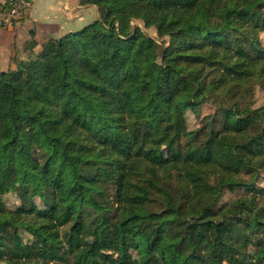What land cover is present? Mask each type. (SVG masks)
I'll return each mask as SVG.
<instances>
[{
  "label": "trees",
  "instance_id": "1",
  "mask_svg": "<svg viewBox=\"0 0 264 264\" xmlns=\"http://www.w3.org/2000/svg\"><path fill=\"white\" fill-rule=\"evenodd\" d=\"M80 5L0 72V264H264V0Z\"/></svg>",
  "mask_w": 264,
  "mask_h": 264
},
{
  "label": "crops",
  "instance_id": "2",
  "mask_svg": "<svg viewBox=\"0 0 264 264\" xmlns=\"http://www.w3.org/2000/svg\"><path fill=\"white\" fill-rule=\"evenodd\" d=\"M28 1L24 20L11 30H0V72L15 70L18 62L29 60L46 44L98 18L97 9L81 6L80 0Z\"/></svg>",
  "mask_w": 264,
  "mask_h": 264
},
{
  "label": "rangeland",
  "instance_id": "3",
  "mask_svg": "<svg viewBox=\"0 0 264 264\" xmlns=\"http://www.w3.org/2000/svg\"><path fill=\"white\" fill-rule=\"evenodd\" d=\"M138 25L143 29V26L141 23H138ZM13 27L14 26H12L11 28H0V30H11ZM143 31L149 37H151L153 39H157V36H156L154 29H152V28L143 29ZM259 38H260L261 44L264 45V32L259 34ZM13 71H8V72H13ZM252 91H253V95H254V97L252 98L253 102H254V107H259V106L264 105V92L260 89V87L254 86L252 88ZM214 112H215V109L211 104H203L195 112L187 111L186 121H187L188 129L189 130L198 129L199 126L201 125V121L203 120V118L206 116H211ZM156 156H157L156 157L157 159L165 158L166 157L165 150L158 152V154ZM261 173H262L261 176L264 178V167L262 168ZM170 176H171V179L169 180V182H171L170 185L176 186V184H178L179 176L174 172H172V174H170ZM232 196L233 195L229 194V193L225 194L224 200H227V199L231 198ZM35 201H36L37 205L42 209L43 207H42L41 202H39L38 200H35ZM4 203L8 208H14L15 206H17L19 204L18 199L15 197L14 194H7L6 196H4ZM92 245H93V241L91 239H87L84 243V250L89 251L91 249ZM131 255H132L133 263L139 264L138 254L135 252H132ZM249 255H251L252 257H255L256 252L251 249L249 251ZM151 264H161V262L157 256H154Z\"/></svg>",
  "mask_w": 264,
  "mask_h": 264
},
{
  "label": "built area",
  "instance_id": "4",
  "mask_svg": "<svg viewBox=\"0 0 264 264\" xmlns=\"http://www.w3.org/2000/svg\"><path fill=\"white\" fill-rule=\"evenodd\" d=\"M28 9V0H0V28H11L23 21Z\"/></svg>",
  "mask_w": 264,
  "mask_h": 264
}]
</instances>
